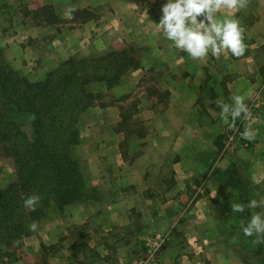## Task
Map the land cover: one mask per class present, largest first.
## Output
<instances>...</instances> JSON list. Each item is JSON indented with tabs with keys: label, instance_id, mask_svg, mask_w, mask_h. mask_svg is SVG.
I'll list each match as a JSON object with an SVG mask.
<instances>
[{
	"label": "crops",
	"instance_id": "crops-1",
	"mask_svg": "<svg viewBox=\"0 0 264 264\" xmlns=\"http://www.w3.org/2000/svg\"><path fill=\"white\" fill-rule=\"evenodd\" d=\"M19 1L21 2L20 4L16 0H11V2L9 0H0V11L2 12L0 16H6V19H0V49L5 50L4 52L9 54V61L13 64L20 62L21 58L14 56L12 52L19 48H26L27 44H30L33 42V39L37 38L44 40L45 45L50 46L53 50L54 54L49 60H51L52 66L55 67L59 65L60 61L75 57L74 55L78 52L82 53L80 54L81 56L90 57L92 55L97 56L111 51H124L125 49L132 48L139 51V53L146 54L139 60L143 61V63L145 62L143 64L145 69H149V72L153 71L150 73L151 78L165 80V82L163 81L165 85H159L156 81H149L154 86L158 84L153 93L161 92L171 96L166 105L160 109L164 111V118L154 121V128H151L148 136L155 142L154 147L158 143H161L163 150L169 145L171 149H174L172 151L176 156L175 165H179V170H183L184 173L187 170L185 167L187 164V152L193 151V146L189 144L197 145L195 147L197 149L196 155L191 158V161L196 160L200 157L197 153L205 151L204 149L201 150L200 144L204 143V146L205 144H213L216 146L215 144L220 142L218 137L222 133L221 127L224 128L226 126L219 114H215V117H213L215 108L211 110V118L205 116L202 119V115L199 114L196 104L202 99L201 96L205 93L204 89L210 88L215 90V93H220V88H227L229 94L243 95L245 102H247V96H252V94L264 99V0H247L246 7L232 10V15L239 20L241 27L244 29V43L246 45L244 56L235 58L230 54H226L227 58L221 56L219 59H216L209 55L204 60H192L186 53L170 47V42L164 40L156 33L155 23L159 22L161 7L166 0H137L135 1L137 2L136 6L125 5L120 10L118 9L116 11L117 15H125L130 11L134 16L137 15V18L134 17L130 25H121L120 27L119 24V29L115 34L116 40L108 39L106 34L103 37L99 35L98 41H92L89 34H84L75 42H72L69 34H60V30L53 26L47 27L46 23L44 25V23L40 22L36 24L31 22L30 17L26 18L20 11L31 16L34 12L44 9V7H49V12L47 9H44L46 11L43 13L52 14V19L54 16L62 15L64 7L68 5H74L76 9L79 0ZM32 2L35 6L32 5ZM81 3L80 9L91 7L90 3H86V0H83ZM122 6H124L123 2ZM147 14L149 18L154 16V19L143 22L145 20L143 16H147ZM45 21L48 20L45 19ZM125 28L130 30H124ZM50 30L51 33L48 34ZM6 31H15L16 33H13V35H10L12 34L10 33L5 36ZM39 32H42L41 35ZM124 32H130V40L125 38L120 39V36L124 35ZM15 34H19V37ZM42 34L45 35L42 36ZM87 38L90 39L88 43H86ZM15 41L17 42L15 43ZM7 42L11 43L9 47L5 45ZM80 42L81 45H78ZM86 45L89 46V50L87 51H85ZM39 75L42 76L41 73ZM142 75L143 73L140 70L127 72L121 79L117 89H121L122 95L129 93L136 95L137 86ZM226 80L227 82H225ZM224 92L227 93L226 91ZM197 95L199 96L197 97ZM122 106L123 103H112L107 106V111L119 113ZM258 113L259 115L255 117L261 127L259 140L264 141V105ZM83 121V126L87 128V132L91 134L97 132L99 126L97 123ZM118 122L119 120L112 122L109 119H103L100 122V127L105 128L104 131L110 128L105 134L103 132V138L105 137L103 139L104 142L107 137H110V142L105 144V152L114 149L118 150L121 141L124 140V134L122 133H118L114 137L111 136L113 135L112 128ZM99 137H102V135H99ZM98 139L91 138L88 141H96ZM109 145L111 146L107 149ZM149 150L150 147L146 152ZM150 151L154 152V149ZM236 155L234 152L231 153L233 159H235ZM145 160L143 158L128 162L127 167L122 162L124 173H121L122 178H120L119 170H117V174L119 175L117 183L119 184L113 191L108 189V186L111 185L110 182L102 183L97 188L92 185V187L98 189L99 193L102 194L103 192L104 197L98 200L97 204L100 209L96 207V210L90 213L88 210L84 211V214L81 213L84 217L87 216L85 218V221H88L87 225L91 223V220H94L98 222L99 226L102 223L104 225L109 224V226H121L124 222H127L125 217L130 210V212H135L138 218V224L133 225L132 238L142 239L150 234H154L159 238L168 237L179 242L176 245L180 250L192 249L191 251H193L194 249L198 252L193 253L196 256L202 257L199 260L195 258V261H193V256H187L181 264H244L245 252L242 250H256L260 260L264 264V237L259 239L255 236L246 237L242 234L240 225L233 226V222H238L239 220L243 221V223L239 221L241 224H246L253 212L262 211L260 207L256 209H248L246 207L244 213H239L236 216L233 213L231 217H228V222L226 216H217L214 211H212L213 214H204L202 211V208H205L206 203L210 200H212V206L226 203L224 200L218 202L214 199L206 198L205 200L200 198L199 201L196 200L193 203V206L198 209L188 213V209L185 207H188L189 204H186L187 197L183 192L188 182L186 186H182L181 181L176 180L179 177L181 178V174L176 168H173V171L177 174L176 182L171 187L160 186L156 188L155 185L151 186L149 184L145 188V185H142L141 182H136L143 173ZM4 163L14 166L10 159H4ZM227 164L226 162L222 163L221 167L223 170H220L221 172H218V175L225 172L230 173L229 164ZM248 169L245 170V182L243 185L248 184L249 186H246V188L252 186L254 190L252 194L256 195V193H259L260 200H264V166L260 168L256 176L253 173H251L252 175L248 174ZM191 171L193 174H189L190 177L195 176L197 171ZM15 173L13 168H9L5 172L3 181L0 180V194L6 191L13 183ZM255 183L258 184L256 185ZM223 185L228 189H233L231 182H223ZM224 186H220L221 191L225 190ZM88 189L91 190L92 188L85 186L84 191H89ZM151 189L157 192H150L148 197L145 198L144 191H151ZM164 190L170 195L168 198H161L162 196L160 195L163 194ZM187 190L188 192L190 191L188 188ZM241 190H243L242 187ZM246 199L247 197H243L245 205L250 201H246ZM254 199L257 200L256 197ZM173 207L178 208L176 213L171 212L170 208ZM65 211V214L71 220L80 214V208H78V213L73 216V213H76L73 206L67 207ZM204 211L206 212V209ZM233 217L235 219H231ZM208 231H210L209 234H207ZM48 232L52 233L53 239L51 243H53L54 233L56 232L55 227H51V230ZM34 238L30 239L29 242L28 238H24L23 243H25V248L27 246L28 250L10 252L7 248L0 247V264H36L42 249L38 248L40 250H37L38 245H36L35 250H29V243L34 240V244L43 245L42 243H46V241L39 232L36 233ZM186 243H188V246H186ZM185 254H188V252L186 251ZM208 255H210L209 258ZM96 262H92L91 264H99ZM163 263L174 264V261L169 263L163 261ZM106 264L116 263L106 262Z\"/></svg>",
	"mask_w": 264,
	"mask_h": 264
},
{
	"label": "rangeland",
	"instance_id": "rangeland-1",
	"mask_svg": "<svg viewBox=\"0 0 264 264\" xmlns=\"http://www.w3.org/2000/svg\"><path fill=\"white\" fill-rule=\"evenodd\" d=\"M16 1L19 4L21 3L19 0ZM82 1L83 0H79V3H77L74 19L71 21L62 18V15H53L54 18L51 19L52 14L43 13L46 11H44V9H47L49 12V7H44V9L34 12L31 16L26 15L23 11L20 12L25 15L26 18L30 17L31 22L35 24L40 22L45 25L46 23L47 27L53 26L59 29L60 34H69L72 42L78 41L84 34H89L92 41H98L99 35L103 37L106 34L108 39L116 40L115 34L119 29V24L120 27L121 25H130L132 19L134 17L137 18V15L134 16L130 11L125 15L116 14V11L125 7V5L136 6L137 2L135 1L137 0H86V3H90L91 7L80 9L79 6L82 4ZM9 2H11V0H9ZM33 2L35 3V1ZM33 2L32 5L35 6ZM122 2L124 6H122ZM72 6L74 7V5ZM0 13L2 12L0 11ZM143 17L145 19L143 22L154 19V16L149 18L148 14ZM0 19L4 20L6 19V16L2 15L0 16ZM45 19L48 21H45ZM124 30L130 29L125 28ZM13 33L16 32L6 31L4 35H13ZM41 33L42 32H39L40 35ZM50 33L51 30L48 31V34ZM53 33H55V31H53ZM129 33L130 32H124V35H121L120 39L125 38L130 40ZM15 35L19 37V34ZM44 35L45 34H42V36ZM32 41L33 42L30 44H27L26 48H19L16 51H11L14 56L21 58L20 62L14 64L10 62L9 54L5 53V50L3 49H0V58L6 63L10 70L15 72L19 77L25 78L33 84L44 82L49 73L62 67L70 60L76 63L89 62L90 60L98 62V59H103L106 56L121 54L122 58L131 57L134 60V66L124 70L125 73L121 76L118 83L112 87H109L105 81L100 80L93 81L86 86L84 93L86 109L80 114L77 122L76 130L78 132L79 141L73 148L72 153L74 155V160L78 165L84 189L85 186H90L92 189L84 191L86 192L84 200L69 205L73 206V209L76 210V213H73V216L78 213V208H80V214L71 220L68 215L65 214V210L69 206L65 207L62 212L53 209L45 219L36 222L38 224L36 232L28 230V225L31 224L32 221H27L25 224L26 229L24 230L26 234L29 233L27 236H23L21 240H18L19 238L7 239L3 236V238L0 239V247L7 248L10 252L28 250L27 246L25 248V243H23L24 238H28L29 242L30 239L34 238L36 233L39 232L42 234L46 243H42L43 245L34 244L35 238L29 243V250H35L36 245H38L37 250L42 249L41 255H39L36 264H91L95 261L99 264H106V262H115L116 264H164L163 261L167 263L174 261V264H181L187 256H193V261H195V258H198V260L201 259V256H196L195 254L198 252L197 250H180L176 245V243L179 242L175 239H170L168 237L159 238L154 234H150L142 239L135 237L132 238V231H134L133 225L138 224V218L135 212H130V210L125 217L127 222H124L121 226H109V224L104 225L103 223L99 226L98 222H95L94 220H91V223L87 225L88 221H85L87 216L84 217V215H81V213L84 214V211L86 210L90 213L96 210V207L99 208V205L97 204L98 200L104 197L103 192L101 194L98 189H96L100 184L110 182L111 185L108 186V189L113 191L116 188L119 184L117 183L119 179L117 170H119L120 178H122L121 173H124L122 162L124 163V166L126 164L127 167L129 164L128 162L137 161L143 158L146 159L143 173L136 182H141L142 185H145V188L149 184L151 186L155 185L156 188L160 186L171 187L176 182L175 179L177 174L173 171V168H176L181 174V178L179 177L176 180L179 182L181 181L182 186H186V183L188 182L187 187L183 190L187 197L186 204H189L188 207H185L188 209V213L198 209L193 206V203L196 200L199 201L200 198L205 200L206 198L214 199L218 202L224 200L226 203L214 206H212V200H210L206 203V207L202 208V211L204 214H213L212 211H214L217 216H226V220L229 222L228 217H231L233 214L230 208L231 203L236 202L244 204L243 197H247L246 201L256 197L259 202L260 194L256 193V195H253V187L246 188V186L249 185H243V183L245 182L244 175L246 169L250 168L247 170L248 174L253 173V175L256 176L260 168L264 166V141L259 140L261 127L259 126V121H256L257 119L255 117L256 115H259L258 112L264 105V99L262 97L254 96V94L249 97L247 96L246 104L250 109L249 119L238 120L236 122L235 130L229 129L227 125L224 128L220 126L222 129V133H220L221 135L218 137L220 142L215 144L216 146L213 144H205V146L204 143L200 144V148H202L201 150L204 149L205 151L197 153L200 157L196 160L194 159L191 161V158L196 155L195 152L197 149H195V147L197 145L189 144L193 146V151L191 150L190 152H187V164L185 166L187 170L184 173L183 170H179V165H175L176 156L172 151L174 149H171L169 145L163 150V145L161 143H158L154 147L155 142H153V139L148 136L153 127L154 121L156 119L164 118V111L160 109L166 105L171 99L169 98L171 96L161 92L153 93L158 84L165 85V80L151 78L150 73L153 71L149 72V69H145L143 66L145 62L143 63V61L139 60L146 55L145 53L142 54L139 53V51L128 48L124 51H111L102 55L85 57L81 56L80 54L82 53L78 52L74 55L75 57H70L62 62L60 61L59 65L55 67L52 66L51 60H49L54 54L50 46L45 45V41L40 38L33 39ZM16 42L17 41H15V43ZM88 42H90L89 38H87L86 43ZM5 45L9 47L11 43L7 42ZM78 45H81V42ZM6 49L9 50L8 48ZM87 50H89V46H87L85 51ZM139 70L143 75L137 86V94L133 95L132 93H129L122 95L121 89H117L121 79L127 74V72ZM95 72L103 75V78L107 77L106 75L108 73V71L104 72V68L100 65L99 67H96ZM39 73H41L42 76L39 75ZM149 81H156L158 84L154 86V84ZM225 82H227V80ZM153 87L154 89H152ZM204 92L205 93L201 96L202 99L196 104L199 109V114L202 115V119L205 118V116L211 118V110L214 108L213 117H215V114H219L220 110H218L219 108L215 104V101L218 98L225 103H231L230 97L232 94L228 93L227 88H220V93H215V90L210 88L204 89ZM198 96L199 95H197V97ZM112 103H123V106L120 107L119 113L107 111V106ZM0 107L4 109V102L1 98ZM4 111L8 113L6 109H4ZM14 117V120L20 124L21 129L28 136H32L33 123H28L29 116L15 115ZM103 119H109L112 122L119 120L117 125L112 128L113 135H111L114 137L118 133L124 134V140L121 141L118 150L104 151L105 144L110 142V137H107L104 142L103 139L105 137L103 138V132L105 134L110 128H108L107 131H104L105 128L103 129L100 127V122ZM83 120L94 124L97 123L99 125L97 132L92 134L87 132V128L83 126ZM249 126L254 131V138L251 141L245 140V142L236 139L235 135L245 131ZM99 135H102V137H99ZM91 138L99 139L96 141H88ZM110 146L111 145H109L107 149H109ZM149 147L150 150L154 149V152L150 150L146 152ZM232 152L237 154L235 159H233V155L231 156ZM4 159H10L11 163L14 164L12 158L8 157L5 153V149L0 144L1 181H3L5 172H7L9 168L15 170V165L5 164ZM223 162L229 164L230 173L225 172L218 175V172L223 170L221 167ZM191 170L197 171L195 176L193 175L190 177L189 174H193ZM231 176L232 179H230ZM15 179L16 173L14 174V181ZM223 182H231L233 189L226 188L223 185ZM214 183L217 184L214 185ZM255 184L257 185L258 183ZM92 185L96 186V188L92 187ZM221 185L225 187V190L221 191ZM241 187L243 190H241ZM187 188L190 190L189 192ZM152 190L153 189H151V191H144L145 198L148 197L150 192H157ZM110 191L108 192L111 193ZM160 196H162L161 198H168L170 195L164 190L163 194ZM205 209L206 212L204 211ZM170 210L172 213H176L178 208L173 207L170 208ZM237 214L239 213H235V216ZM231 219H235V217ZM239 221L243 223V221ZM239 221L233 222V226H241ZM48 227L50 228L47 229ZM51 227H55L56 230L53 243H51L53 239L52 233L48 232L51 230ZM209 233L210 231L207 232V234ZM186 246H188V243H186ZM186 251L188 254H185ZM242 251L245 252L244 264H263L256 250ZM14 252L13 254H15ZM209 257L210 255H208V258Z\"/></svg>",
	"mask_w": 264,
	"mask_h": 264
},
{
	"label": "trees",
	"instance_id": "trees-1",
	"mask_svg": "<svg viewBox=\"0 0 264 264\" xmlns=\"http://www.w3.org/2000/svg\"><path fill=\"white\" fill-rule=\"evenodd\" d=\"M1 54V52H0ZM108 71L107 77L95 72ZM134 60L112 54L98 62H66L33 84L10 70L0 58V144L15 165L16 179L0 194V239L27 236V221L38 222L53 210L84 200V184L73 148L78 144L76 130L80 114L86 109V86L93 81L116 85L132 68ZM15 115L35 116L32 136H28ZM232 179V177H230ZM39 195L36 211L24 209L22 196ZM1 243V242H0Z\"/></svg>",
	"mask_w": 264,
	"mask_h": 264
},
{
	"label": "clouds",
	"instance_id": "clouds-1",
	"mask_svg": "<svg viewBox=\"0 0 264 264\" xmlns=\"http://www.w3.org/2000/svg\"><path fill=\"white\" fill-rule=\"evenodd\" d=\"M247 0H166L161 7V16L155 23V31L164 40L170 42V47L186 53L192 60H204L209 55L219 59L230 54L232 57L244 56V29L239 20L232 15V10L246 7ZM76 9L68 5L65 7L62 18L69 21L74 19ZM231 103L221 99L215 101L220 109L221 120L229 129H236L238 120H248L250 109L243 95H232ZM35 116L28 117L30 124ZM242 139L251 141L254 131L247 128L240 133ZM39 195L22 196L25 210L36 211L40 203ZM262 211L253 212L246 224H241V232L246 237H264V200L259 202L250 200L247 205L233 202L230 204L233 213H243L245 208ZM38 224L32 222L28 230L36 232Z\"/></svg>",
	"mask_w": 264,
	"mask_h": 264
},
{
	"label": "built area",
	"instance_id": "built-area-1",
	"mask_svg": "<svg viewBox=\"0 0 264 264\" xmlns=\"http://www.w3.org/2000/svg\"><path fill=\"white\" fill-rule=\"evenodd\" d=\"M235 137H236V139H238V140H242V141L245 142V140L241 138L240 133H239V134H236Z\"/></svg>",
	"mask_w": 264,
	"mask_h": 264
}]
</instances>
